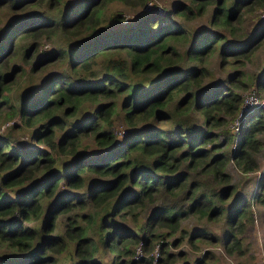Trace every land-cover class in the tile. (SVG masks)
<instances>
[{
    "label": "trees",
    "instance_id": "obj_1",
    "mask_svg": "<svg viewBox=\"0 0 264 264\" xmlns=\"http://www.w3.org/2000/svg\"><path fill=\"white\" fill-rule=\"evenodd\" d=\"M110 1L72 0L63 9L58 0H0L7 9L45 6L15 15L0 35V121L17 118L9 130H26L34 143L10 150L9 132L0 134V264H60L62 253L70 256L66 264H149L152 257L137 259L134 251L156 244L163 255L156 260L166 262L174 257L168 245L218 239L182 227L189 214H225L229 229L220 240L229 251L238 244L234 228L245 211L241 198L229 205L234 185L226 164L230 158L242 171L256 169L250 150L261 119H246L234 151H222L234 138L238 89L247 82L237 68L228 84L209 83V60L216 56L224 69L250 59L264 23L248 40L233 39L244 36L243 16L264 10V0H178L163 12L146 9L143 26L130 28L110 25ZM57 5L56 14L46 13ZM209 7L204 28L171 20L204 16ZM54 36L62 39L39 48ZM18 56L33 71L61 67L13 102L9 90L23 70L13 64ZM256 84L264 87V77ZM188 170L203 173L190 177ZM161 188L182 199L156 204Z\"/></svg>",
    "mask_w": 264,
    "mask_h": 264
},
{
    "label": "rangeland",
    "instance_id": "obj_2",
    "mask_svg": "<svg viewBox=\"0 0 264 264\" xmlns=\"http://www.w3.org/2000/svg\"><path fill=\"white\" fill-rule=\"evenodd\" d=\"M72 0H58V5L64 9ZM147 0H111L105 8V17L109 15L110 25L113 27H125L130 28L132 26L138 25L142 17V13L148 8H162L168 9L170 6L178 0H148L151 2V5L147 6ZM185 1V0H184ZM58 5L52 11H46L47 14H56V9ZM44 11V4L33 5L30 8H11L7 9L6 6H0V35L1 32L7 26L8 20H11L15 15L18 16H27L33 11ZM115 13L120 15L118 22L111 21V16ZM211 7L208 8L204 16H196L193 19H185L183 16H173L171 20L179 25H182L186 28L194 30L200 27L207 26V19L210 17ZM153 29H156L161 23V17L152 22ZM264 23V10H257L253 13H247L243 16L242 27L244 30V36L237 39L234 38V42H242L248 40L252 35L253 31ZM109 25V26H110ZM129 25V26H128ZM143 26V24H139ZM62 38L54 36L51 39H44L41 42L39 48L41 50L51 49L55 43L59 42ZM42 51H39V54ZM21 63L23 70L19 73V76L15 82L12 83L10 87V95L12 96V101L17 102L19 96L24 93V90L27 87H30L34 83H39L47 73H52L58 70L59 65H48L38 68L37 71L31 69V62H22L21 57L18 56L15 58L13 64ZM210 68L213 69L214 75L213 78L210 77L209 83H222L228 84L226 81L231 73H233L237 68H239L242 73L241 76L247 85L245 88L238 89L241 94V97L244 98L248 94L254 93L258 95L261 99L264 98V87H258L256 82L261 80L264 77V40L255 47L252 52V56L249 60H245L244 63L238 64L237 66H229L224 69L219 68L218 58L212 57L209 60ZM206 80V81H208ZM251 115H259L261 119V126L258 132L255 133V138L257 140V145L255 146L254 152L250 150L251 158L255 163H257L256 169L242 171L239 169L232 160H228L226 164V171L231 176V183L234 185V193L229 197V205L232 207L233 202L238 199L241 200L243 210L245 211L243 215L239 218L241 221L239 226L234 228L236 237L238 238V244L231 251L227 250L223 242L220 240L222 233L229 229L225 214L220 215L215 219L208 220L206 218H199L196 215L189 214L181 222V226L184 227L188 232L193 231L196 228H204L208 231L210 235H216L217 240L213 242H196V245L189 244L186 240H183L178 245H168V250L174 256L169 258L166 262L155 261L154 258H160L163 255L159 252L158 244L149 252H143L138 245L134 251V257L140 258L142 256L146 259L151 258L149 264H197L198 260H201L200 264H264V203L257 198L256 195H260L264 198V190L260 189V179L264 175V107H256L251 110V112L245 117L241 126L240 132L235 134L232 133L231 125L230 132L234 136L230 142L224 145L221 149L222 151L230 153L234 151L237 145L238 137L241 135V131L245 122L250 118ZM247 119V120H246ZM17 123L18 119L15 118L10 122L0 121V134L3 132H9V138L11 140L10 150L14 149H28L31 148L34 144L33 141L28 137V132L24 129H14L9 130V125L11 123ZM232 123V121H231ZM116 133L121 136L124 133L123 125L120 121L116 123ZM120 139V137H118ZM224 135L219 136V140H222ZM235 141V142H234ZM236 143V144H235ZM39 146L44 147V145L39 144ZM183 168V165L181 166ZM190 177L196 176L197 172L202 174L200 170L193 171L188 170ZM257 198V200H256ZM180 197H173L165 193L164 188H161L156 195V204L159 202L169 203L176 202V204L181 200ZM233 203V204H232ZM29 226L33 225L31 221H25ZM238 225V224H237ZM170 241L171 238H168ZM1 251V249H0ZM184 253V255H183ZM205 255V256H204ZM58 262L60 264H66L67 261H70V256L68 254L56 255ZM154 257V258H153ZM104 257H102L103 259ZM109 259V256L105 257V261ZM140 264V263H136ZM147 264V263H142Z\"/></svg>",
    "mask_w": 264,
    "mask_h": 264
},
{
    "label": "built area",
    "instance_id": "obj_3",
    "mask_svg": "<svg viewBox=\"0 0 264 264\" xmlns=\"http://www.w3.org/2000/svg\"><path fill=\"white\" fill-rule=\"evenodd\" d=\"M147 6L151 5L150 1H146ZM148 9V8H147ZM151 9V8H150ZM158 11L163 12L164 9L162 8H156ZM256 107H264V98L261 99L258 95L251 93L242 98L240 108L236 115L234 116L232 123H231V130L232 133H239L240 132V126L245 119V117L251 112L252 109ZM235 142V141H234ZM236 144V143H235ZM156 260V257L154 258Z\"/></svg>",
    "mask_w": 264,
    "mask_h": 264
}]
</instances>
